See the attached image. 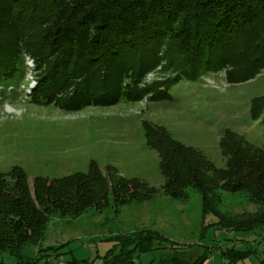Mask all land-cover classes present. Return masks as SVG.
Segmentation results:
<instances>
[{
  "label": "trees",
  "instance_id": "obj_1",
  "mask_svg": "<svg viewBox=\"0 0 264 264\" xmlns=\"http://www.w3.org/2000/svg\"><path fill=\"white\" fill-rule=\"evenodd\" d=\"M160 51L167 53V68L174 67L177 73L173 81L196 80L218 68H226V80L231 83L255 78L264 69V0H0L1 89H13L24 80L29 58L40 73L34 100L55 98L61 107L78 109L105 97L104 90L113 79L117 81L113 91L134 101L140 73L157 62ZM134 55H143L139 69L135 68L138 63L129 61ZM144 56L152 62L147 63ZM110 65L117 66L118 76L110 74ZM166 89L160 87L158 91ZM263 98L251 101L253 119L258 113L256 103ZM234 135L229 129L225 131L220 142L225 167L215 169L212 179L207 173L213 169L212 163L205 167L191 164L189 149L173 140L164 128L146 127L148 144L162 159L167 194L184 199V188L191 186L201 195L203 217L212 212L220 227L264 230V142L253 146L232 139L231 147L223 145ZM90 172L53 180L36 177L32 186L20 167L14 166L7 176L0 177V264H36L42 256L32 262L23 257L22 249L41 241L53 214L75 218L104 200L106 178L96 166ZM91 182L98 183V192H91ZM127 183L121 186L125 195L119 204L147 201L156 193L155 188L144 184L134 193L137 188L132 184L129 188ZM214 187L242 191L258 206L248 214H222L210 195ZM111 239L118 252L109 251L103 264H133L134 251L145 253L163 243L175 250L165 264L201 262L199 258L192 262L179 259L176 253L182 244L150 230L122 233ZM39 249L43 254L54 251Z\"/></svg>",
  "mask_w": 264,
  "mask_h": 264
},
{
  "label": "rangeland",
  "instance_id": "obj_2",
  "mask_svg": "<svg viewBox=\"0 0 264 264\" xmlns=\"http://www.w3.org/2000/svg\"><path fill=\"white\" fill-rule=\"evenodd\" d=\"M165 54L160 51L161 61L158 58L156 63L144 56L152 64L140 73L138 96L131 102L113 91L117 83L113 79L104 90L105 97L78 109L61 107L55 98L34 100L40 73L32 60H27L30 68L17 87L0 86L1 178L14 166L24 170L30 186L36 177L53 180L75 173L88 175L94 166L106 178L104 200L75 218L53 214L41 241L24 245L25 259L33 262L42 256L36 264H103L109 251L118 252L111 237L145 229L181 243L176 254L187 262L199 258L200 264H264V230L220 227L212 212L203 217L201 195L191 186L184 188V199L167 194L161 156L146 138L147 126L164 128L189 149L191 164L205 167L212 163L207 173L215 179L214 170L223 169L226 163L220 142L227 129L235 134L223 143L228 147L233 141L253 146L264 142V98L256 103L257 117L250 114L251 101L264 96V69L240 83L226 80V68L208 70L196 80L173 81L177 73L174 67L167 68ZM141 56L129 58L138 63L136 69ZM108 68L112 76L117 75V66ZM160 87L167 89L158 91ZM169 170L173 172L170 166ZM126 182L129 188L144 184L156 193L147 201L119 204ZM96 183L89 184L94 187L92 193L99 191ZM210 195L218 212L228 216L248 214L258 206L242 191L214 187ZM159 246L145 253L134 251L133 264H165L175 250L164 243ZM41 247L54 251L43 254Z\"/></svg>",
  "mask_w": 264,
  "mask_h": 264
},
{
  "label": "built area",
  "instance_id": "obj_3",
  "mask_svg": "<svg viewBox=\"0 0 264 264\" xmlns=\"http://www.w3.org/2000/svg\"><path fill=\"white\" fill-rule=\"evenodd\" d=\"M28 60H30L29 58H27Z\"/></svg>",
  "mask_w": 264,
  "mask_h": 264
}]
</instances>
